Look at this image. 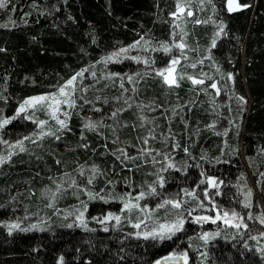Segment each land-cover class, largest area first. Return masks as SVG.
I'll return each mask as SVG.
<instances>
[{"label": "trees", "instance_id": "obj_1", "mask_svg": "<svg viewBox=\"0 0 264 264\" xmlns=\"http://www.w3.org/2000/svg\"><path fill=\"white\" fill-rule=\"evenodd\" d=\"M240 2L251 7L228 12L226 0H205L204 5L196 0L193 15L185 12L176 17L170 13L176 11L177 0H38L35 7L32 0H11L8 8L15 7V12L0 9V24L9 16L16 21L14 27H0V95L8 97L0 99V115H13L23 98L53 92L81 68L89 69L76 81L77 106L71 109L68 134L59 142L51 139L31 147L0 166V221L19 220L21 229H29L9 233L0 224V264H58L61 254L65 264H152L173 249H189V264H264L254 243L259 230L264 229L255 219L264 208V177L260 175L264 173V0ZM213 3L217 9L214 18L226 22L227 35H221L216 46L210 48L217 28L213 23ZM25 12L31 15L24 16ZM181 21L186 22L184 36L178 29ZM141 36L153 46L160 41L172 43L173 39L178 43L183 38L190 47L181 50L174 46L165 53L158 48H144L141 41L134 55L155 59V64H145L131 56L106 63L101 60ZM178 52L185 55L179 73L204 79V85L193 84L187 75L178 77V85L166 84L155 69L165 67V61ZM229 71L234 73V81L227 78ZM109 72L120 75H106ZM201 72L207 75L201 77ZM128 76L133 79L128 80ZM213 82L220 87V95L210 87ZM83 87L87 91H82ZM237 94L246 97V105L237 99ZM120 107L124 111L113 117L111 113ZM86 118L96 122L97 128L84 127ZM37 131L34 121L17 117L0 129V136L13 145L16 140L27 141ZM149 131L154 135L148 136ZM177 143L180 146L174 147ZM7 146L0 142V154ZM141 147L161 152L172 149L170 155L178 165L187 162V172L177 168L163 173L170 178L162 195H183L181 190L191 187L205 203H210L201 192L205 185L197 187L201 171L206 170L224 181L219 189H209L223 211L241 206L245 192L257 186L259 194L253 199L256 206L249 208L254 219L245 218L249 228L218 229L221 235L207 242V259L202 260L200 253L205 248L201 245L205 242L199 235L202 231H217L220 221L198 222L196 215H214L215 209L195 207L199 201L191 196L184 207L193 209L192 218L186 221L184 230L163 244L130 236L136 229L123 218L118 227L110 222L107 230L92 220L88 222L95 231L85 230L78 223L66 227L75 220L80 201L88 204L86 216L109 210L120 213L122 203L88 200L83 188L74 187H62L53 202L51 190L74 177L96 192L104 189L101 195L113 187L107 183L112 180L117 194L130 191L135 196L142 185L147 189L148 183L156 179L153 173L159 168L154 171L151 163H145V157L125 161L129 164L126 168L113 153L127 148L129 154L135 155ZM184 147L190 151L184 152ZM205 155L207 160L202 158ZM157 156V160H163ZM214 157H219L220 162H215ZM92 164L98 165L103 174L88 184L86 177ZM80 166L84 167V175L78 172ZM125 179L130 184H125ZM160 199V195H146L141 204L156 205ZM176 211L168 205L160 208L156 216L161 220L174 218ZM65 212L73 215L66 218ZM137 216L143 214L132 213L133 219ZM33 223L37 224L34 229L30 227ZM188 237H192L191 242ZM260 241L264 244L263 239Z\"/></svg>", "mask_w": 264, "mask_h": 264}, {"label": "snow or ice", "instance_id": "obj_2", "mask_svg": "<svg viewBox=\"0 0 264 264\" xmlns=\"http://www.w3.org/2000/svg\"><path fill=\"white\" fill-rule=\"evenodd\" d=\"M201 5H204L205 0H199ZM209 3H212V0H208ZM11 3V0H0V9H8L10 12H15V7L8 8V5ZM32 5L35 7L38 5V0H32ZM227 5V11L233 12L244 8H249L251 5L249 3H241L240 0H226ZM185 10H187V15L191 16L193 15L192 12V5L189 3H184L182 0H177L176 4V11H173L170 13V15L176 17L177 13H184ZM37 11H40V9L37 7ZM44 11H47L45 9ZM212 12H213V23L217 24V28L215 33L212 35L211 38V47H215L217 44V39L221 35H227V25L224 20H216L215 14L217 13V9L215 4L213 3L212 6ZM50 14V13H49ZM30 12H25L24 16H30ZM25 24H27L29 21L27 19L23 20ZM196 23H201L200 20H196ZM207 22V21H204ZM16 26V21L9 16L8 20L5 21L3 24H0V27H14ZM186 35V33L182 30V36ZM173 36L175 37V32L173 33ZM141 41H143V47L144 48H152L153 50L161 49L165 53H170L172 48L177 44V40L173 39L172 43H169L168 41H160L155 46L151 43L150 40L145 39L144 36H141L139 40L133 41L131 44L121 47L117 51H113L112 53L107 54L104 57H101V60H103L105 63L111 59H119L121 54L127 55L128 52L137 47H141ZM178 46L181 50L190 47L187 45L183 38H180L178 41ZM208 56L211 57L212 53L209 50ZM131 59L136 61H141L145 64H155V59H150L146 56L141 55H134L131 56ZM181 57L173 55L171 57L170 62L165 61L166 66L165 67H159L155 70L163 77V80L166 82L167 85L173 86L179 84L178 77L181 75H186L184 73L177 72L176 66L179 64ZM202 62V61H197ZM213 63H216L213 61ZM195 67V64L192 65ZM88 68H81L79 72H76L74 75H71L68 77L63 84H59L56 86V90L53 92H45V93H38L34 95L27 96L23 98L17 108L15 109V112L13 115H0V129H4L6 125H8L12 120L16 119L17 117H20L22 119H26L28 121H34L36 125L41 129L39 133H33L37 136V138L43 137L45 135V131L50 133L53 136H56V139H60V137L57 135V132H63L65 129H68L70 118L72 115L71 109L75 108L77 106V100L74 95L75 91L77 90V84L76 81L78 77H83V73L85 71H88ZM218 72L223 73V70L218 68ZM91 75L95 78L96 73L95 71L91 72ZM106 75L108 76H114V75H120L119 73H113L109 72ZM201 77L206 76V73L201 72ZM226 76L229 80H235L234 73L229 71L226 73ZM128 80H132V76L127 77ZM190 79L192 80L193 84L196 85H204V79L197 78L196 76H190ZM35 83V81H33ZM82 83V81H81ZM121 86L123 87V80L121 81ZM210 87L212 89L216 90V95H220L221 89L218 87L217 83L213 82L211 83ZM82 91H87V87H83L81 89ZM203 90H207L206 88ZM127 91V89H125ZM133 91H135V86H133ZM0 99L7 100L8 97L4 95H0ZM97 99H100V97H97ZM114 99L119 100L120 97H114ZM237 99L244 105L247 104V99L243 95L237 94ZM87 102V101H86ZM107 102V101H105ZM125 104L127 106H131L127 104V101H125ZM62 105H67V108H63ZM98 107V106H97ZM43 110L46 114V116L49 119H53L55 121V131H53V127L48 126V119H42L38 118L36 116V112ZM124 111V107L117 108L114 110L111 114L113 117L117 115V112ZM62 114V115H61ZM87 119V124L84 125V127L88 129H96L97 124L96 122L92 121L91 119ZM143 119L147 120V117H143ZM234 122V121H233ZM126 123V122H125ZM216 121H213V125H215ZM211 126V125H209ZM239 127V125H237ZM226 134V133H225ZM154 134L149 131L148 136H153ZM81 136H83V133H81ZM24 139H27L25 137ZM117 140L119 137L116 138ZM0 142L4 143L5 145H8L9 147H13L12 144H9L8 140L3 139V136H0ZM116 142V141H114ZM145 143H148V140L145 139ZM226 143V142H225ZM14 145H18L20 147V150H24V146L21 140L14 141ZM180 145L177 143L174 147H179ZM84 147H87V145H84ZM107 147V145H105ZM167 147V145H165ZM184 152L188 153L190 150L188 147H184ZM172 149H169L167 152H161L160 149H151V148H144L141 147L140 151H138L135 155H131L128 153L127 148H120L117 149L113 154L117 155V158L121 160V163L124 164V167L128 168L129 164L124 163L125 161H134L137 157H145V163H148L146 157L151 156V163L154 165H160L159 170L153 175H155L156 179L152 181L151 183H148L147 189L141 186V190L136 193L135 197L133 196V193L130 191H125L122 193L117 194L115 189V183L112 180H108V184H112L113 187L107 191V193L101 195V193L105 192L104 189H101L100 192H96L93 189L87 187L84 184L78 183L76 178H71L69 182L65 185L63 182L60 183L58 187H56L54 190H51V199L53 202L57 199V194L60 193L62 187H74L76 189L83 188V191L87 193L88 200H101V201H120L122 203V210L120 213L113 212L111 210L107 211L106 213L100 212L97 215H88L86 216V213L88 211V204L86 201H80L81 207L78 208L75 212V220L73 222H70L66 225V227L72 228L77 226V223L79 227L88 230V231H95V229H92L89 225V220L97 221L100 225L104 226L105 230H107L108 224L110 222H114L115 225L118 227L121 223L122 218L126 219L129 223L133 225V227L136 229L135 231L129 233L130 236H134L136 238H143L145 240L151 239L155 242L163 244L165 241H171L173 237L176 236L177 233L181 232L185 228L186 221L192 218V208H185L184 205L187 203L186 197L191 196L195 200L199 201L195 207H199L201 209H208V208H214L215 214L214 215H207L206 213H202L200 215H196L195 219L198 222H203L204 220L209 221H218L223 220L224 224L226 225H233L236 229H240L241 226H243L244 229L249 228V224L245 222L244 215L240 212L236 211L235 209L232 210H221V208L217 205L213 194L209 191L210 188L212 189H219L220 185L224 183L223 180L219 179L217 176L209 174L206 170L201 171L200 177L202 179L198 178L199 183L197 184V187H199L200 184H204L205 186L201 189V192L204 196L208 198V201L210 203H205V201L201 198V196L197 195L196 188L191 187H185L181 190L183 195H181L180 192H177L175 194H163L162 190L164 188V185L168 182L170 175L165 176L163 173L169 172L170 169H177L179 168L182 172H187V162H185L184 165H178L171 157L170 152ZM261 151L264 152V148H261ZM160 155L163 160L159 161L156 159V156ZM12 156V152H8L6 155H0V164H3L6 160H10ZM203 159L207 160L208 157L205 155L202 157ZM194 159V157H193ZM213 160L217 163L220 162L219 157H214ZM166 161V165H164V162ZM251 162V158H250ZM59 163V160L57 161ZM131 167L135 168L137 167L135 164H132ZM78 172L80 175H84V167L80 166L78 169ZM103 170L99 168L98 165L92 164L91 165V172L87 174V182L88 184H93L96 180L98 175H102ZM67 175V173H65ZM241 177L244 176V173L240 174ZM261 177H264V173H260ZM206 181V184H205ZM125 184H130V181L128 179H125ZM130 186L134 187V184H131ZM158 189L161 190V192H158ZM264 191V189H262ZM76 195V193H73ZM160 195L161 199L158 201L155 205V209L164 208L168 205L172 206V209L177 210L174 218L164 219L161 220L158 216L153 215V209L147 208L146 206L141 204V200L146 195ZM245 199L243 201L245 207L251 208L252 207V195L253 191L251 188L245 192ZM143 213V216H137L135 219L132 217V213ZM127 213V215H125ZM184 213H187L185 215ZM73 215L71 212H65V217ZM167 215V213H165ZM249 220L254 219L253 213L248 212L246 213ZM259 221L261 225H264V208H262L260 214L255 217ZM146 221H154V223L149 226ZM0 224H4L7 228V231L9 233H12L16 229H20L22 231H28L29 229L27 227L21 229V222L19 220H11V221H0ZM31 228H36L37 224L33 223L30 226ZM220 231L215 232H202L200 233V238L205 242L201 245V247L205 248V251L200 253L201 259L206 260L207 259V242L210 241L213 237L220 236ZM243 235V233H242ZM264 237V231H259L257 233V238ZM225 239H229V237H224ZM189 242H191L192 237H188ZM245 246L248 247L247 242L245 241ZM262 257H264V245H261L257 249ZM123 259V257H121ZM189 249L184 250H177L173 249L169 252H167L166 255L160 256L159 258L155 259L152 264H189ZM58 264H65V257L63 254H61L58 257Z\"/></svg>", "mask_w": 264, "mask_h": 264}, {"label": "rangeland", "instance_id": "obj_3", "mask_svg": "<svg viewBox=\"0 0 264 264\" xmlns=\"http://www.w3.org/2000/svg\"><path fill=\"white\" fill-rule=\"evenodd\" d=\"M182 2H184V3H189V4H191L192 5V9L195 11V9H194V2H196V0H182ZM185 12H187V10H185ZM184 12V13H185ZM184 13H182V14H184ZM181 24H179V27H178V29L179 30H184V25L186 24V22L185 21H181L180 22ZM176 47H178L179 48V46H178V43L175 45ZM134 50H135V48H133V49H131L129 52H128V54L127 55H125V54H121L120 55V57L119 58H121V57H127V56H132V55H134L135 53H134ZM177 56H180L181 57V59H180V61H179V64L176 66V68H177V72H180V69H181V67L183 66V63L185 64V61L184 62H182V59H184L185 58V55H182L180 52H178V54H177ZM169 62H170V60H169ZM185 74V73H184ZM188 77H190V75H188V74H186ZM191 76H193V75H191ZM82 78V77H81ZM78 79H79V77H78ZM78 79H77V81H78ZM110 87V86H109ZM88 89V88H87ZM77 100V99H76ZM62 107L63 108H67V105H62ZM62 115V114H61ZM36 116L38 117V118H42V119H48V126L49 127H53V131H55V121L53 120V119H49L47 116H46V114H45V112L43 111V110H40V111H37L36 112ZM13 121V120H12ZM38 127V126H37ZM68 129H69V127H68ZM68 129H65L63 132H57V135L60 137V139H62L64 136H66L67 134H68ZM39 131H41V129L38 127V131L36 132V133H39ZM54 140V141H57V142H59V140L60 139H56V136H53V135H51L50 133H48L47 131H45V135L43 136V137H40V138H37V136L36 135H34V136H32L31 138H28L27 139V141H24V142H22L23 143V146H24V150L23 151H21L20 150V147L18 146V145H14L13 144V147H9V146H7L6 147V149L5 150H2L1 151V154L0 155H6L8 152H12V156H11V159L10 160H6L3 164H0V166L1 165H4L5 163H8V161H12L14 158H16V157H19L20 155H22L23 153H26L27 151H30V148L31 147H37V146H39V145H41L42 144V142H44V141H49V140ZM60 150V152H63L62 151V147H60L59 148ZM156 157H158V156H156ZM156 159H158V158H156ZM149 163H151L150 161H149ZM152 167H153V170L155 171L157 168H159L158 167V165H154V164H150ZM153 172V171H152ZM255 186H256V184H255ZM211 189V188H210ZM253 192H255V193H253L254 195H252V206L253 207H255L256 206V204L253 202V199H254V197H255V194H259L258 193V188H257V186L256 187H254V190H253ZM135 197V196H134ZM190 196H188V197H186L185 199L187 200L188 198H189ZM258 197H259V200H261V198H260V196L258 195ZM143 200H141L140 202H142ZM143 203V202H142ZM261 203V202H260ZM143 205H145L146 206V210H147V208H151V209H153V215L154 216H156L157 214H159V212L158 211H160V209H155V205H152L151 203H144ZM241 206H236L235 207V210L236 211H238V212H240L241 214H243L244 215V219L245 218H247V215H246V213H248V212H250V210H249V208L248 207H245V205H244V203L243 204H240ZM261 205V204H260ZM263 207H264V203H263ZM194 212V211H193ZM141 214H143V213H141ZM220 221V226L219 227H217V231H218V229H222V228H230V229H236L233 225H226V224H224V222H223V220H219ZM146 223H148L149 224V226H151V224L152 223H154V221H146ZM264 226V225H263ZM242 227V229H243V226H241ZM241 229V228H240ZM242 229L240 230V231H242ZM202 230H207L206 228L205 229H201V231ZM230 231H233V230H230ZM235 231H237V230H235ZM259 231H264V229H262V230H259ZM202 232H205V231H202ZM201 232V233H202ZM208 232H215L214 230L213 231H211V230H208ZM243 233V232H242ZM200 236V235H199ZM257 237V236H256ZM260 239H263L264 240V237H259V238H257V243L256 242H254L255 243V246H256V248L258 249V247L259 246H261V245H264V244H261V241H260Z\"/></svg>", "mask_w": 264, "mask_h": 264}, {"label": "water", "instance_id": "obj_4", "mask_svg": "<svg viewBox=\"0 0 264 264\" xmlns=\"http://www.w3.org/2000/svg\"><path fill=\"white\" fill-rule=\"evenodd\" d=\"M204 221H206V220H204Z\"/></svg>", "mask_w": 264, "mask_h": 264}]
</instances>
